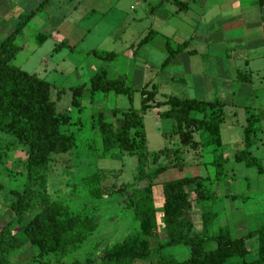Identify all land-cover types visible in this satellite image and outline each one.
I'll return each mask as SVG.
<instances>
[{
	"label": "crops",
	"instance_id": "0c3cea01",
	"mask_svg": "<svg viewBox=\"0 0 264 264\" xmlns=\"http://www.w3.org/2000/svg\"><path fill=\"white\" fill-rule=\"evenodd\" d=\"M44 2L0 0V45L15 30L19 17L35 11ZM150 33H153L151 40L140 44ZM185 44L187 48L178 51ZM15 45L20 50L13 65L24 72L34 62L48 63V59L42 56V50L46 47L51 49L48 57H55V69L45 77L51 93L52 76L63 80L69 72L65 67H59L60 63L67 62L73 67L83 55L90 58V53L98 52L100 55H113L105 64L108 79H120L136 94L154 82L161 98L172 96L206 103L220 102L226 115L221 128L222 155L226 161L224 178L212 186L216 198L191 203L188 218L195 232L206 238H216L220 231H226L233 239H241L264 227V0H47L44 9L36 13L17 36ZM171 55L168 64L163 66ZM34 57L38 60H33ZM237 72L251 82H238ZM27 73L44 80L41 78L45 76L44 72L42 76L36 71ZM58 87L55 89L56 106L64 95L60 89L67 90L72 101L71 90L76 87L64 88L61 83ZM109 94L96 93L93 98ZM85 95L90 96L89 101L93 99L88 91L83 92L80 100L82 111ZM74 110L76 116L81 113L73 107L64 111L71 116ZM126 110L95 109L89 128L97 132L93 118L98 113L106 121L113 122L112 111ZM245 110L260 115L258 139L249 151L259 161L262 173L234 161V156L244 150L243 133L248 117ZM147 114L162 120L158 110ZM71 118L72 123L79 119ZM170 122L169 132L161 133L163 138L172 131L173 122ZM69 130L77 137L86 132L82 123ZM204 154V159L193 162L194 154L189 153L185 155L186 167L169 170L182 172L190 168L192 174L183 178L213 180L212 157L209 151ZM163 174L157 178L152 190L157 217V240L152 242L153 248L157 242L167 239L162 220V183H158ZM187 192L192 199L194 189L188 188ZM119 207L121 211L117 209L116 212H127L124 205ZM133 224L138 229L135 220ZM136 232L129 230L110 247L122 243ZM210 243L214 242L205 245L206 251H212L206 249ZM246 248L249 252L255 250L257 254V238L247 241ZM170 250L169 254L175 258ZM178 254L183 257L186 252ZM245 261L251 262L247 258ZM134 264H155V260Z\"/></svg>",
	"mask_w": 264,
	"mask_h": 264
},
{
	"label": "trees",
	"instance_id": "16d2710c",
	"mask_svg": "<svg viewBox=\"0 0 264 264\" xmlns=\"http://www.w3.org/2000/svg\"><path fill=\"white\" fill-rule=\"evenodd\" d=\"M46 2L47 0L30 14L19 17L15 30L0 45V137L12 138L25 147L24 167L27 175L24 189L11 192L14 201L9 210L19 229L17 232L10 231L9 225H6L0 231V264H11L12 253L19 252L25 245L38 250L28 264H44L43 260L50 256L57 257L59 264L58 257L83 246L98 230L93 217L71 214L56 203H49L43 193L44 185L43 189L40 185L45 180L42 174L49 166L51 157L65 155L76 148V135L69 129L80 124L79 119L72 123L67 112H57L56 104L51 100L49 83L13 65L20 50L15 45V39L35 14L44 9ZM152 35L150 33L140 44L148 43ZM186 48L187 44L178 51ZM58 49L60 47L54 52ZM92 54L104 60L113 58L112 54ZM171 58L172 55L163 66ZM236 80L243 84L251 82L240 72H237ZM84 91H88L91 98L96 93H111L128 99L131 108L121 112L112 111L115 119L113 122L103 119L100 113L93 119L96 121L95 129L100 137L103 158L116 159L126 155L135 158L137 163L133 182L122 184L111 195L121 200L124 210L131 213L133 220L137 222L138 230L122 243L106 248L101 264H134L137 261L153 260L155 264H227L233 259H240L239 264H264V227L241 239H233L226 231H220L216 238H206L195 232L188 218L191 203L216 198L212 186L219 184L224 178L226 161L222 155L221 138V128L226 122L224 105L218 101L206 103L172 96L161 98L157 85L149 83L138 91L140 108L135 110L132 103L136 92L127 88L120 79L109 80L104 69L99 70L88 85L71 90V107L77 109L78 113L82 112L80 100ZM151 110H158L160 119L173 122L172 131L165 134L164 138L176 139V149L165 148L149 154L144 117ZM245 111L248 117L243 133L244 150L234 156V161L262 173L259 161L249 151L258 139L260 115ZM117 114H120L119 118ZM6 150L7 146L2 145L0 140V165L6 158ZM206 151L210 152V165L215 169L213 180L182 178L161 185L162 220L167 239L162 243L157 242L153 248L152 242L157 240V217L152 190L157 178L169 169L180 170L186 167L188 161L185 155L193 153L194 162L204 159ZM94 181H97L96 178H91V185H98L99 181L93 183ZM188 188L194 189L192 199L188 195ZM4 190L0 184V196ZM96 191L102 190L96 188ZM100 194L95 197L98 202L102 201ZM37 200L42 205V211L25 225L21 224L25 213ZM254 238L258 240L256 259L246 262L249 254L246 242ZM209 242L216 243V248L212 251L204 248ZM177 246L189 248L187 260L179 262L169 254L168 251ZM71 264L80 263L75 261Z\"/></svg>",
	"mask_w": 264,
	"mask_h": 264
},
{
	"label": "rangeland",
	"instance_id": "374dc122",
	"mask_svg": "<svg viewBox=\"0 0 264 264\" xmlns=\"http://www.w3.org/2000/svg\"><path fill=\"white\" fill-rule=\"evenodd\" d=\"M50 50L49 47L42 50V56L48 59V63L37 64L34 62L31 67H26L25 70L27 72L36 71L39 74L44 72L45 76L41 78L44 81L48 80L45 79L46 75L55 69V57H48L51 55ZM92 53H90V58H85L86 56L83 55L81 59L76 61L77 63L73 67L68 65L67 62L59 64V67H65L69 72L64 76L63 80L55 78V76H52V79H50L53 86L51 98L54 102L56 99L55 89L59 88V83L64 88L88 85L91 78L99 70L106 69L105 64L108 60L101 59ZM95 53L99 54L98 52ZM40 55L41 52H39ZM36 58L34 57L33 60H38ZM60 90L64 92V95L61 96V103L56 106V110L59 113H65L66 111L64 110L71 109V96L67 90ZM89 100L90 96L85 95L82 100L84 111L77 114V116L76 110H74V114H71L74 119H80V123L84 124L86 132L81 136H76V148L70 153L51 157L49 166L42 174L45 180H42V183L40 182L42 189L44 185L43 193L49 203H56L64 207L71 214H80L82 217H93L98 225L97 232L90 236L83 246L77 250H69L67 254L58 257L59 264H71L75 261L80 264H88V262L101 264V258L106 248L110 247L113 242H116V239L122 238L121 236L125 235L129 230L130 232H132V229L134 231L138 230L137 228L135 229L131 213L120 214L116 212L118 211L117 209L121 211L119 206H121L122 202L117 196L111 195L122 184L133 182L137 164L136 159L126 155L116 159L103 158L99 134L89 128L93 110L98 108L110 111L113 109L126 110L131 107L130 103L126 97L115 96L113 94H109V96L100 95L91 101ZM133 101V108L135 110L139 109L141 101L139 94H135ZM170 127V121L157 120L153 114L145 115L144 132L146 134L149 154L157 153L165 148L176 149L178 147L176 139L165 140L161 136V133L169 132ZM0 140L2 145L7 146L6 158L3 164L0 165V184L5 189L0 196V231L6 225H9L10 231L17 232L19 226L16 220L12 218L9 207L14 201L11 192H20L27 184V175L24 167L26 149L12 138L1 136ZM163 163L161 164L163 165ZM189 174H192L190 168L182 172L169 170L159 178L158 183L164 184L172 180H178ZM91 178H96L97 180L93 183L99 181L100 184L91 185ZM96 188L102 191H96ZM97 194L102 195L100 199L102 201L98 202L95 198ZM41 211L42 205L37 200L25 213L21 224L25 225ZM215 248L216 245L214 243L206 246L207 250ZM181 251L186 252V255L181 257L178 254ZM170 252L180 261L187 259L189 256V249L186 247H175ZM37 253V248L25 245L19 252L12 253L10 257L11 264H28ZM255 259L256 252L251 249L247 256V261L252 262ZM56 260L57 257L50 256L43 260V263L58 264ZM239 263H241L240 259H233L227 264Z\"/></svg>",
	"mask_w": 264,
	"mask_h": 264
}]
</instances>
